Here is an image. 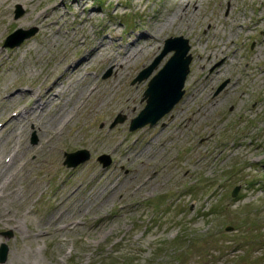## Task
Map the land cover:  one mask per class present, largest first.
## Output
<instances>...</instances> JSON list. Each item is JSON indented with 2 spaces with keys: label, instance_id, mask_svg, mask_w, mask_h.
I'll use <instances>...</instances> for the list:
<instances>
[{
  "label": "rangeland",
  "instance_id": "obj_1",
  "mask_svg": "<svg viewBox=\"0 0 264 264\" xmlns=\"http://www.w3.org/2000/svg\"><path fill=\"white\" fill-rule=\"evenodd\" d=\"M80 3H0V134L10 131L23 107L55 98L53 90L45 95L50 81L65 76L67 66L80 65L77 75L56 86L74 82L57 101L63 104L71 88L74 98L67 105L71 117L53 124L58 135L48 148L36 151L41 133L31 123L12 134H19L28 151L16 156L8 171L12 182L0 199L3 217L19 226L0 221V245L8 247L0 264H264V46H258L264 26L254 21L264 14V0H200L181 22L183 30L174 25L149 41L153 47L120 78L102 59L86 65L85 49L98 43L111 51L130 48L133 33L166 17L170 2ZM19 28L36 32L16 47L4 46ZM176 36L188 40L191 57L183 95L155 125L130 130L131 119L145 106L148 82L173 51L148 78L135 77L159 56L164 41ZM228 36L224 46L235 52L224 74L211 71L216 62L203 69L195 65L197 40L207 38L199 47L205 54L211 43L221 46ZM48 68L54 71L47 74ZM192 88L194 97L187 98ZM20 93L1 109L6 96ZM129 99L131 108L122 106ZM118 116L124 121L113 125ZM12 150L3 148L0 159L7 160ZM77 150L89 158L67 167L65 152ZM101 155H107V165ZM2 175L0 185L9 177ZM106 188L116 192L103 198ZM12 190L20 196L10 200ZM61 211V218L46 226ZM70 218L76 225L63 229Z\"/></svg>",
  "mask_w": 264,
  "mask_h": 264
},
{
  "label": "bare ground",
  "instance_id": "obj_2",
  "mask_svg": "<svg viewBox=\"0 0 264 264\" xmlns=\"http://www.w3.org/2000/svg\"><path fill=\"white\" fill-rule=\"evenodd\" d=\"M4 0H0V3H2ZM78 4L80 3V0H72ZM168 2H170L169 5H171L170 7V12L169 14H167L166 17L164 18H156L154 20V22L150 25H146V28H143L141 30H138L136 32H134V41L135 43H132L130 46V48H125L123 50H109L106 46V44H96L93 45L91 47H89L88 49H85L86 53H85V63L86 65L92 64L95 60H104L108 67H111L110 69H112L113 72V76L114 77H122V75L124 74L125 70L127 68H129V66L133 63H135L140 56H142L143 54L147 53L153 46V44H151L149 41H151L152 39H156L155 37L158 36L159 34H162L165 30L170 29L171 27H173L175 25V29H181L183 30L184 27H182L181 22L183 20H185V17L190 16V13H193L194 11H196L199 7V1L200 0H166ZM81 6V5H80ZM31 12H28L26 14L27 18L31 17ZM87 17H89L87 15ZM159 17V16H158ZM32 18V17H31ZM82 22H86L88 21V19H83L81 18ZM179 21L178 24H176ZM187 21V20H185ZM255 24L257 26H264V14H257V16L254 18ZM38 23H42L43 25V20L38 21ZM254 24V25H255ZM140 26V24L138 25ZM137 26V27H138ZM1 27V24H0ZM45 27V26H43ZM77 25L72 26L71 30L75 31ZM248 27V26H247ZM70 30V32H71ZM66 33V32H65ZM70 37V36H69ZM143 39V41H141L140 43H136V41H138V39ZM230 40L229 36L225 39V42H223V45L218 46L219 44L217 43H211V47L213 49L207 51V53L202 54V51L199 49V47H201L202 45L200 43H207V38L203 39L201 42H199L198 40L196 41V43L194 44V47H192L193 50H195V54L198 58V62L195 63V65L199 68H204L206 63H213L216 62L218 63L217 65L213 66V68L211 69V71L215 72V74H224V72L226 71V67L230 64L231 62V57L233 56L232 54H234V52H230L232 54H229V49L226 48L224 45L226 42H228ZM79 39H78V46H82L83 43H79ZM258 46H264V37L262 39L258 40ZM27 49H31V46H28ZM206 55V56H204ZM253 56L256 58L259 57V53L255 52L253 54ZM1 57V56H0ZM2 59V57L0 58ZM205 59V61H204ZM37 61V60H36ZM218 61V62H217ZM83 64V63H82ZM80 65H75V66H67L65 69V73L67 72V74H65V76L60 77H56L54 78L51 82V84L45 89V95L49 96V94H51V90H53L55 92V98L51 97V98H47L45 100V102L40 103L38 101V104H36L35 106H25L23 107L22 113L23 114H19L20 116L17 117L16 115L14 116L16 119V122H11V129L10 131H8V133L6 135L0 134V153L1 151H3V148L5 147H12L13 146V150L11 155L7 157V160H4V158L0 159V174L3 173L2 178L4 177H8V171L11 170V167L15 164L16 162V156L18 154L23 155L24 152L27 153V149L28 148H24V144L21 142V137H19V134H16L15 137L12 136V134H15L16 132L19 131H24L26 128V125L28 124H33V126H35V130L37 132L41 133V137L39 139L38 145L36 147V151L40 150L41 148H48V145L52 143V140H54L56 138V135H58L56 132H53L51 129H53V124H60L61 120L64 119V121L66 119H68L69 117H71V111L70 109L67 108L68 102L70 100H72L74 98V96L72 94L74 90V88H71V90L68 92L67 94V98L65 100V102L63 104H60L59 101H57L60 98V95L64 94L65 91L68 90V88L70 86H73L74 82H71V84L69 83L66 86H62V87H56L59 86L58 82L59 80H63L66 78H70V75H77L78 73V69ZM51 71H54V69L52 68H48L46 69V73L49 74L51 73ZM72 77V76H71ZM194 78V81L196 82V78ZM75 84V83H74ZM93 84V83H92ZM114 84V83H113ZM97 86L95 85L94 89H97ZM57 88V90H56ZM25 91V90H24ZM38 91V90H37ZM26 92V91H25ZM195 90H193V88L190 90L189 95L187 98H193L194 97V93ZM49 93V94H48ZM20 94H11L9 96H6V98L2 101V106L1 109H3V107H7L9 105H11L12 103H15ZM33 96L35 95V93H33L32 91H29V96ZM36 95L38 96L39 93L36 92ZM87 93H84L83 97H86ZM41 96H39L37 99L40 100ZM79 99L75 100L74 105L78 104ZM7 103V105H6ZM36 103V102H35ZM132 101L129 99L128 101H124V104H122V106H124L125 108H131L132 106ZM47 105V107H46ZM55 106V109L52 108V106ZM77 106V105H76ZM48 111H52L54 112L50 117L47 118V113ZM2 112V110H0V113ZM3 115V113L1 114ZM11 120V119H9ZM9 123V121H8ZM7 123V124H8ZM52 125V126H51ZM50 126L52 128H50ZM12 143V145H11ZM10 145V146H9ZM14 146L17 147V149H14ZM27 150V151H26ZM145 152H147V150H145ZM144 152V153H145ZM12 175L9 176L7 178L6 181H4L3 183H1L0 185V189H2V191L0 192V199H2L5 195L2 193L12 182ZM109 189H105L101 190L100 195H103V198L109 197L110 195H113L116 190L113 189V193L112 192H108ZM9 193H11V197L9 198L10 200L15 198V197H19L20 195H17L15 190L10 191ZM14 193V194H12ZM26 199L22 200L21 203L25 202ZM101 207V206H100ZM60 210V209H59ZM64 213V211H61V213H59V216L55 215L53 219H50L48 221V223H46V226L51 227L52 224L57 221L58 219L61 218V215ZM57 216V217H56ZM0 221H5L7 224H10L14 227L19 228L18 226V222L11 219V218H5L3 217L2 212L0 211ZM52 223V224H51ZM76 221L75 219H68L66 224H64L62 226L63 229H69L72 228L73 225L75 224Z\"/></svg>",
  "mask_w": 264,
  "mask_h": 264
},
{
  "label": "water",
  "instance_id": "obj_3",
  "mask_svg": "<svg viewBox=\"0 0 264 264\" xmlns=\"http://www.w3.org/2000/svg\"><path fill=\"white\" fill-rule=\"evenodd\" d=\"M20 13L21 11L18 7L16 16L20 15ZM35 32V29L25 31L19 28L6 37L4 46L11 48L16 47L20 44V42L33 35ZM188 50V40L182 36L167 38L164 41L163 49L159 56L154 59L153 63L148 68L141 71L139 75L135 77V81H141L148 78L155 68L154 66L158 64L163 55L173 51V54L163 67L159 69L157 74L152 76L148 82L147 88L142 97L143 100H145V106L134 119H131L130 130L140 128L146 124H149V126L155 125L158 120L168 113L174 107L173 105L181 99L191 59L188 54ZM107 75L108 74H106V76ZM224 85L225 83H221L216 90V93H218ZM121 121H124V117L118 116L114 119L113 125ZM64 155L65 159L63 162L67 167H74L89 158V154L85 150H77L70 153L65 152ZM99 160L104 162V165H107L109 162L107 155H101ZM237 190L238 187H235L231 195L235 196L237 194ZM227 230H230V227H227ZM9 234L10 233H7L6 235L8 236ZM7 252V245L5 243H1L0 263L6 261Z\"/></svg>",
  "mask_w": 264,
  "mask_h": 264
}]
</instances>
